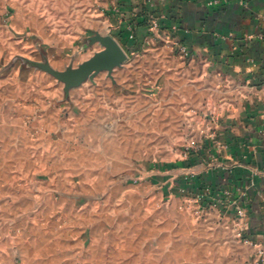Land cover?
<instances>
[{
    "label": "rangeland",
    "instance_id": "obj_1",
    "mask_svg": "<svg viewBox=\"0 0 264 264\" xmlns=\"http://www.w3.org/2000/svg\"><path fill=\"white\" fill-rule=\"evenodd\" d=\"M127 26L118 0H0V264H236L211 122ZM105 38L125 60L80 77Z\"/></svg>",
    "mask_w": 264,
    "mask_h": 264
},
{
    "label": "crops",
    "instance_id": "obj_2",
    "mask_svg": "<svg viewBox=\"0 0 264 264\" xmlns=\"http://www.w3.org/2000/svg\"><path fill=\"white\" fill-rule=\"evenodd\" d=\"M118 3L133 43H149L159 61L170 56L163 65L174 86L170 100L181 99L184 112L197 108L211 122L205 126L214 139L203 140L202 154L213 165L199 172L225 195L220 216L235 227L229 240L236 264H264L257 251L264 244V0ZM144 14L158 27L141 22Z\"/></svg>",
    "mask_w": 264,
    "mask_h": 264
},
{
    "label": "water",
    "instance_id": "obj_3",
    "mask_svg": "<svg viewBox=\"0 0 264 264\" xmlns=\"http://www.w3.org/2000/svg\"><path fill=\"white\" fill-rule=\"evenodd\" d=\"M104 49L96 53L78 71L80 77H87L90 74L107 71L111 72L125 60V54L120 46L112 39L103 40Z\"/></svg>",
    "mask_w": 264,
    "mask_h": 264
},
{
    "label": "built area",
    "instance_id": "obj_4",
    "mask_svg": "<svg viewBox=\"0 0 264 264\" xmlns=\"http://www.w3.org/2000/svg\"><path fill=\"white\" fill-rule=\"evenodd\" d=\"M150 19H151L152 27L157 28L158 26H157L155 19H152V18H150ZM178 53H179L180 57H182V58H186L188 55L186 48L183 46H179V45H178ZM237 214H238L239 218L242 217V214L240 212H238ZM237 225H238V223H237ZM239 235L240 234H238V236ZM245 243L247 244L248 241L245 240ZM257 251H258V255H259V260L264 261V244L259 246Z\"/></svg>",
    "mask_w": 264,
    "mask_h": 264
},
{
    "label": "trees",
    "instance_id": "obj_5",
    "mask_svg": "<svg viewBox=\"0 0 264 264\" xmlns=\"http://www.w3.org/2000/svg\"><path fill=\"white\" fill-rule=\"evenodd\" d=\"M144 20H145V19H144ZM144 20H143V21H144ZM143 21H141V22H143Z\"/></svg>",
    "mask_w": 264,
    "mask_h": 264
}]
</instances>
